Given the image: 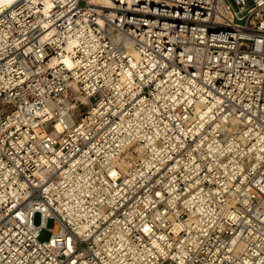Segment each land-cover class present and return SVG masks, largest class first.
I'll return each instance as SVG.
<instances>
[{
    "label": "built area",
    "instance_id": "obj_1",
    "mask_svg": "<svg viewBox=\"0 0 264 264\" xmlns=\"http://www.w3.org/2000/svg\"><path fill=\"white\" fill-rule=\"evenodd\" d=\"M149 108L171 128L121 151ZM0 264H264V0L0 8Z\"/></svg>",
    "mask_w": 264,
    "mask_h": 264
},
{
    "label": "bare ground",
    "instance_id": "obj_2",
    "mask_svg": "<svg viewBox=\"0 0 264 264\" xmlns=\"http://www.w3.org/2000/svg\"><path fill=\"white\" fill-rule=\"evenodd\" d=\"M15 0H2L0 2V8H3L9 4H11L12 2H14ZM64 64L68 63V58L65 57ZM70 66V64H68ZM75 88V86H74ZM79 97V99L81 101H84V98L81 96H77ZM179 99H182V97L177 98L176 102L179 101ZM192 100H189V102H191ZM204 100L200 99L199 101L195 102V107H196V111H195V115L198 116V125L199 126H195V130L193 131V129L191 130V132L193 131V133H199L200 130L203 128V124L205 122L210 121L211 117L213 116L212 113V108L210 106H206L205 111H202L199 108L200 103H203ZM140 110H137L134 112V118L131 120H127L126 118L122 119L121 122L118 124L119 128H120V132L122 133L123 138L119 141V144L121 146L120 150L124 151L125 148L129 147L130 145H132L134 142H138V140H145V146H148L149 144H153L155 139L157 137H163L165 134V131L167 130V128H171L170 126L168 127H164V126H160L159 124H155L153 119H152V113H151V109L149 108V110L146 112V114L148 116H139L138 112ZM157 111V110H155ZM194 119L196 120L197 118L194 117ZM227 120L224 116L221 115V117H218V121L216 122V126L214 125L212 127V134L211 136H214V134L216 132H218V127L224 128L226 126ZM150 133H148L147 131H150ZM185 133V132H184ZM213 139V137H212ZM144 145L142 144H138V146L136 147V150L138 152H145L146 148ZM216 149L215 146H211V150ZM140 157V156H139ZM129 160H133V158H129ZM129 161L125 160L124 158H122V171L123 173L127 172V168L129 167ZM239 165V167L241 166V163H237ZM144 170L146 172H148L149 170V165L146 163V167H144ZM137 177H141L142 175H144V171H140L135 173L133 176ZM198 181V180H197ZM132 181L129 180L128 181V185H131ZM223 184L225 186H216L213 189H208V188H204V186H195V189L192 191H189L188 189V194L184 197V199H186V203L188 204V208H191V211H193L192 207H195L196 211H199L201 209V206L199 205L200 202H203L204 200H208V199H212V198H216V193H220L221 190H225L226 186L229 184H226L225 182H223ZM193 187V186H191ZM221 187V188H220ZM168 192L171 193V196L169 197L170 200H173L178 198V196L176 194L172 193V188L168 187ZM191 203V204H190Z\"/></svg>",
    "mask_w": 264,
    "mask_h": 264
},
{
    "label": "rangeland",
    "instance_id": "obj_3",
    "mask_svg": "<svg viewBox=\"0 0 264 264\" xmlns=\"http://www.w3.org/2000/svg\"><path fill=\"white\" fill-rule=\"evenodd\" d=\"M40 222V216L39 214H35L33 216V223L35 225H38ZM54 225V222L51 219H48L45 223V229H42L38 235L39 241H47L50 237L51 232L49 231L50 228H52Z\"/></svg>",
    "mask_w": 264,
    "mask_h": 264
},
{
    "label": "water",
    "instance_id": "obj_4",
    "mask_svg": "<svg viewBox=\"0 0 264 264\" xmlns=\"http://www.w3.org/2000/svg\"><path fill=\"white\" fill-rule=\"evenodd\" d=\"M2 0H0V2H1Z\"/></svg>",
    "mask_w": 264,
    "mask_h": 264
}]
</instances>
